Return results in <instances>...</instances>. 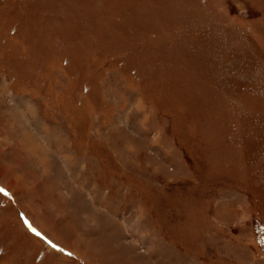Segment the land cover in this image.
Wrapping results in <instances>:
<instances>
[{
  "label": "rangeland",
  "instance_id": "rangeland-1",
  "mask_svg": "<svg viewBox=\"0 0 264 264\" xmlns=\"http://www.w3.org/2000/svg\"><path fill=\"white\" fill-rule=\"evenodd\" d=\"M0 171V264H264V0H0Z\"/></svg>",
  "mask_w": 264,
  "mask_h": 264
},
{
  "label": "crops",
  "instance_id": "crops-1",
  "mask_svg": "<svg viewBox=\"0 0 264 264\" xmlns=\"http://www.w3.org/2000/svg\"><path fill=\"white\" fill-rule=\"evenodd\" d=\"M24 128V127H23ZM24 130L29 134V131H28V129L27 128H24ZM30 135V134H29ZM31 136V135H30ZM21 167V166H20ZM2 171V170H1ZM1 171H0V175H1ZM4 184L7 186V188L9 189V192H10V194L12 193L11 191H10V187H11V181L9 180V179H5L4 180ZM3 185V184H2ZM29 187V189H27ZM20 190H27L26 192L27 193H31V194H36L35 196L36 197H38L39 199H40V202L39 201H37V199L36 200H33L32 198H30L29 199V202H31V204L36 208V210L38 209L39 211L40 210H44V211H47L48 210V206H43V203L44 204H46V201H44V200H46L47 198L45 197V196H42L41 198H40V195H39V193L37 192V191H35L36 190V187H30V186H22V187H20ZM14 193H15V191L14 190H12ZM40 193L42 194L43 193V195L45 194V195H47L48 193L50 194H52L53 193V191H48V190H45L44 192L43 191H40ZM14 196V195H13ZM13 198H15V196L13 197ZM31 200V201H30ZM26 205H28V203H25ZM39 204V205H38ZM41 205V206H40ZM25 208H27L26 206H25ZM51 208H53V206L51 207ZM41 212V211H40ZM41 226V225H40ZM42 227V226H41ZM27 234V236L26 237H30V239L32 238L33 239V241H35V242H37L39 239L38 238H36L35 236H33V235H31V234H29V233H26ZM29 235V236H28ZM30 243H32V241H29ZM70 244H71V246H72V248L74 249V250H76L79 254H81V249H80V247L78 246V243H75L74 241H73V243L72 242H70ZM43 245V244H42ZM80 245V244H79ZM81 246V245H80ZM40 250H42V254L40 255V258L42 257V255L44 254V253H46L44 250L45 249H39V251ZM39 251H37V252H39ZM37 252H35V255L37 254ZM1 253V252H0ZM46 256V258L47 257H49L47 254L45 255ZM44 256V257H45ZM39 258V259H40ZM65 258V257H64ZM43 259V258H42Z\"/></svg>",
  "mask_w": 264,
  "mask_h": 264
},
{
  "label": "bare ground",
  "instance_id": "bare-ground-1",
  "mask_svg": "<svg viewBox=\"0 0 264 264\" xmlns=\"http://www.w3.org/2000/svg\"><path fill=\"white\" fill-rule=\"evenodd\" d=\"M25 131V130H24ZM25 138L28 140V142H29V144H30V146H32V148H30V150H31V152H33V153H37V151H39L40 153V158L41 159H43V160H47L48 158H46L45 157V155H47L46 153H48V152H45V150L46 149H38V147H37V151H36V149L34 148L35 146L33 145V142H31L29 139H32L33 140V138H31V136L25 131ZM41 147V146H40ZM41 155H43V156H41ZM42 163V162H41Z\"/></svg>",
  "mask_w": 264,
  "mask_h": 264
},
{
  "label": "trees",
  "instance_id": "trees-1",
  "mask_svg": "<svg viewBox=\"0 0 264 264\" xmlns=\"http://www.w3.org/2000/svg\"><path fill=\"white\" fill-rule=\"evenodd\" d=\"M0 193H1V194H3V193H4V194H7L6 192L2 191L1 189H0ZM6 196H7V195H6Z\"/></svg>",
  "mask_w": 264,
  "mask_h": 264
}]
</instances>
